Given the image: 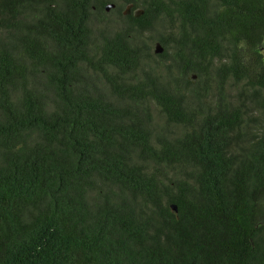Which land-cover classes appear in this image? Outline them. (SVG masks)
<instances>
[{"label": "trees", "instance_id": "1", "mask_svg": "<svg viewBox=\"0 0 264 264\" xmlns=\"http://www.w3.org/2000/svg\"><path fill=\"white\" fill-rule=\"evenodd\" d=\"M102 3L0 0V264H264V0Z\"/></svg>", "mask_w": 264, "mask_h": 264}, {"label": "rangeland", "instance_id": "2", "mask_svg": "<svg viewBox=\"0 0 264 264\" xmlns=\"http://www.w3.org/2000/svg\"><path fill=\"white\" fill-rule=\"evenodd\" d=\"M103 3L101 5H98L100 8L98 10H94L95 13L92 16V23L93 26L96 28L102 27L106 21L110 20V25L112 24V19L115 18L116 16V10L118 9V5L121 3V0H101ZM109 2L115 3V6L113 8H110L108 11L104 9L105 5ZM130 6L126 4H122L120 8V12H125L127 13L130 12ZM107 19V20H106ZM154 44V43H153ZM153 44H152V51H153ZM157 110V108L154 109V111ZM155 123L158 124L159 126L165 122L164 117L155 112ZM160 116V117H159ZM173 128V127H172Z\"/></svg>", "mask_w": 264, "mask_h": 264}, {"label": "water", "instance_id": "3", "mask_svg": "<svg viewBox=\"0 0 264 264\" xmlns=\"http://www.w3.org/2000/svg\"><path fill=\"white\" fill-rule=\"evenodd\" d=\"M115 4L113 2H109L105 5V10L108 11L110 8H113ZM143 11L139 9L137 11V15L141 14ZM127 13V11H125ZM163 51V46L159 42L154 43L153 52L155 54H159ZM194 77V75H192ZM170 207L173 211H177V206L175 204H170Z\"/></svg>", "mask_w": 264, "mask_h": 264}]
</instances>
